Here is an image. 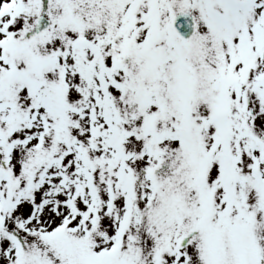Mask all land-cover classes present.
<instances>
[{"label":"snow or ice","instance_id":"1","mask_svg":"<svg viewBox=\"0 0 264 264\" xmlns=\"http://www.w3.org/2000/svg\"><path fill=\"white\" fill-rule=\"evenodd\" d=\"M0 264H264V0H0Z\"/></svg>","mask_w":264,"mask_h":264}]
</instances>
